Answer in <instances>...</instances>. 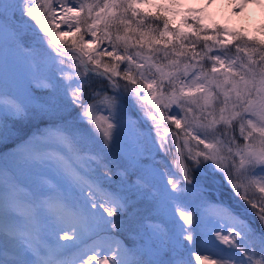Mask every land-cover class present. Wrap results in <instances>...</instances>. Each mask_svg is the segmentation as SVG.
<instances>
[{"label": "snow or ice", "instance_id": "obj_1", "mask_svg": "<svg viewBox=\"0 0 264 264\" xmlns=\"http://www.w3.org/2000/svg\"><path fill=\"white\" fill-rule=\"evenodd\" d=\"M148 2L0 0V146L9 149L0 152V264H191L181 251L197 205L212 208L224 246L197 260L264 264V195L251 191L264 193V46L234 36L241 44L230 54L198 26L190 40L133 7ZM58 19L67 30L57 31ZM82 25L91 41L82 34L61 47L58 37ZM165 122L180 130L170 142ZM173 148L171 166L152 154ZM217 181L238 197L234 206L214 198ZM125 234L130 246L117 239Z\"/></svg>", "mask_w": 264, "mask_h": 264}, {"label": "rangeland", "instance_id": "obj_2", "mask_svg": "<svg viewBox=\"0 0 264 264\" xmlns=\"http://www.w3.org/2000/svg\"><path fill=\"white\" fill-rule=\"evenodd\" d=\"M153 1L159 2V4H162L163 7L165 5H168V4L179 5L180 8L182 9V13L184 14V16L186 15L187 19L191 20L194 23L196 21H199L198 27L205 29L207 32V35L212 36L213 34H217L216 38L218 40L227 41V44L225 45V50H227L230 54H234L235 53V46L237 44H241V40L240 39H234V36H239L244 41H247L249 44V47H251L253 45V43H256L257 46H264V3H262L260 8H259L260 10H259V13H257V18H254V17L251 18L250 19L251 22L249 24L241 22V23L237 24V26H236L235 24H232L228 20H226V21H224L222 19L210 20V19L206 18L205 15L204 16L198 15L197 11L194 12L192 8H190L188 5H186L184 2H181L180 0H153ZM151 2H152V0H151ZM100 3L102 5L103 0H100ZM133 7H135L136 9H139L140 7L142 8V4L134 5ZM129 15H130V13H129ZM55 23L59 24L60 27L62 25H64L59 19L57 21H55ZM159 26L161 28L163 27V25H159ZM82 28H84V26ZM98 28L102 29L103 24L102 23L99 24ZM170 28H173V27L171 26ZM57 31L60 32L59 29H57ZM73 32L75 33V29L73 30ZM121 32H122V30H121ZM225 33H227V34H225ZM82 34H85L83 30H81L80 33H75V35L58 37V39L68 42L67 44H62L61 47H63V46L72 47L71 41L77 39ZM99 35H100V32L98 31L97 36H99ZM86 36H84L85 41L86 42L91 41L92 38H91L90 34H86ZM189 39L195 40L196 38H189ZM185 43L188 44V41H185ZM203 43H204V41H203V37H202L201 40L196 45L197 51H201L203 49ZM208 43L211 44V40H209ZM104 47H107V42H105L104 44L97 43V45H96L97 51H99L100 49H102ZM121 51H122V49H121ZM130 51H131V49H130ZM210 55H211V53H210ZM240 55H241V57H243L244 54L240 53ZM181 59H183V58H181ZM101 63L102 64H111V63H113V61H111V59L109 57L104 56V57H101ZM115 63L119 64L118 70L122 71L123 70L122 66H124V63H120V62H115ZM204 64L208 68L211 67V65L209 64L208 61H204ZM217 67H219V65H217ZM100 70H103V68L101 67ZM40 95H42V94L37 93V96H40ZM89 102H91V101H89ZM174 110H175V106H173V111ZM76 111L79 112V109H76ZM95 115L97 117H103L105 114L103 112H98V113H95ZM128 116H129V113H128ZM128 119L130 121H132L133 124L136 123V119L135 120L130 119V118H128ZM168 124H169V126H172L173 128H175L174 129L175 133H178V134L180 133V130L176 129L174 124H171V123H168ZM48 127H50V125H47L45 123H40L39 130L44 131ZM163 129H165V128L163 127ZM170 129L171 128H169L168 130H170ZM136 130L142 131L144 134L148 133L147 129L142 128L141 126H138V125L136 127ZM32 131L35 132V131H37V129L32 128ZM166 138H168V140L170 142L171 136L169 137V135H167ZM11 143H12V141H6V144H11ZM130 143H132V141L128 142L127 139L121 138V145H122L123 149H126V147H128V145ZM181 143H182V140H181ZM157 144H159V142H157ZM189 147H191L193 149L197 148L194 141H189ZM199 148H203V145H200ZM12 150H14V149H12ZM7 151H9L8 148H5L4 146L0 147V152H7ZM152 154L154 156H156L157 160L166 161L169 164V166H171L174 163L173 157L179 155V153L175 152L174 148L168 154L169 157L166 156L164 154V152H159L157 154L156 151H153ZM185 154H186V150H185ZM173 170L175 171V169H173ZM193 175L195 176V175H197V173H193ZM113 179H115V177H113ZM262 183H264V182H262ZM221 184L225 185V189H224V192H222L218 188H216L215 194H216L217 198L219 199V201H222L224 204L227 203V201H228V203H230V205L234 206L238 197L235 196L234 192L227 185L226 181H224ZM170 187L171 186H169V188ZM226 188H228V190H229V195H232L231 197L227 196ZM251 191L255 192V195L257 197L264 195V193H260L256 188L251 189ZM214 198H215V196H214ZM241 203H243V201H241ZM175 207H178V206H175ZM212 211L213 210L210 206L205 208V207H201V206L197 205L196 210L192 214V224L190 226L192 229H194V231L192 232L193 241L189 242L187 240H183V237H181V239L183 240V244L185 246L182 249L181 254L185 260L190 259L191 264H212V261L214 259L213 256H208L207 259H200V260L196 259V257L198 255H201V250H204V253H203L204 255H208V253L215 251V248L213 245H219V241L215 240V237H214L213 232H212L213 223L210 221V214ZM178 216L179 215L177 213V215L175 217L176 220H178V218H177ZM169 217L171 218V212L169 213ZM154 222L155 221H153V220H145L144 221L145 225H148V224H151ZM169 226L171 227L172 225L170 224ZM82 227L86 228L87 225H82ZM72 230L75 231V229H72ZM63 234L64 233L62 232L61 235H63ZM117 239L121 240L124 244L129 245V246L132 243V241L127 237V235L126 236L124 235L121 237L117 236ZM86 240H87V244L88 243L91 244V243L95 242L93 238H89V237H86ZM63 242L68 243L67 241H61V243H63ZM219 246L224 247L223 245H219ZM99 251H100V249H97V252H99ZM98 259H100L99 256H98ZM93 264H95V262H93ZM109 264H110V261H109Z\"/></svg>", "mask_w": 264, "mask_h": 264}, {"label": "bare ground", "instance_id": "obj_3", "mask_svg": "<svg viewBox=\"0 0 264 264\" xmlns=\"http://www.w3.org/2000/svg\"><path fill=\"white\" fill-rule=\"evenodd\" d=\"M180 1L192 8L194 12L197 11L198 15H205L210 20H228L236 26L241 22L249 24L251 18H257L259 8L264 3V0H259V2L252 0L249 3H244L243 0H213L209 5L208 0ZM93 243H88L86 246H91Z\"/></svg>", "mask_w": 264, "mask_h": 264}, {"label": "trees", "instance_id": "obj_4", "mask_svg": "<svg viewBox=\"0 0 264 264\" xmlns=\"http://www.w3.org/2000/svg\"><path fill=\"white\" fill-rule=\"evenodd\" d=\"M137 10L140 11L141 13H143V14L149 15L150 17L154 16L156 14L162 15V16L166 17L169 20V27L172 26L173 29H179V31L187 34L189 36V38H195L192 35V33L195 32L196 27L198 25H196L191 20L187 19L186 15L184 16V14L182 13V9L180 8L179 5L168 4V5H165L163 7L162 4H159V2H155L153 0L151 2V0H149L148 3L142 4V8L140 7ZM185 21H187V23H185ZM153 24H154V26L156 24L162 25V23H159V22H156V21H153ZM82 27L83 26H81V30H83ZM58 29H59V31H64V30L67 29V25L64 24L61 27H59ZM74 29L75 28H72V32H73ZM83 35L86 36V34H83ZM200 35H201V38H202L205 35V32H201ZM122 67L124 68L125 64ZM120 82L123 83V81H120ZM146 84H147V81H145L143 84H141V87L144 88L145 92H148ZM130 111L131 110H129L128 118L135 120L134 115ZM165 111H166V114H168L167 110H165ZM148 126H150V124ZM163 127L173 128L172 126H169V124L167 122H165ZM173 129H175V128H173ZM121 138H124V139H127V140L132 139V130H130L129 128H125L123 130V132H122ZM166 139L168 140V138H166ZM166 156L169 157V155H166ZM216 188H218L220 191L224 192L225 185H222L220 181H217ZM226 190H227V196L231 197L232 195H229L228 188H226ZM125 236H126V234H125Z\"/></svg>", "mask_w": 264, "mask_h": 264}, {"label": "water", "instance_id": "obj_5", "mask_svg": "<svg viewBox=\"0 0 264 264\" xmlns=\"http://www.w3.org/2000/svg\"><path fill=\"white\" fill-rule=\"evenodd\" d=\"M68 48H71V47H68ZM134 109V108H133ZM137 118H140V117H137ZM149 129V128H148ZM132 147V144L128 147V149H130ZM181 223L183 224V220L181 219Z\"/></svg>", "mask_w": 264, "mask_h": 264}]
</instances>
